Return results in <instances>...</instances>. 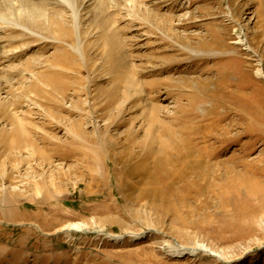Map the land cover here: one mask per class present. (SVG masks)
Wrapping results in <instances>:
<instances>
[{"label": "rangeland", "instance_id": "374dc122", "mask_svg": "<svg viewBox=\"0 0 264 264\" xmlns=\"http://www.w3.org/2000/svg\"><path fill=\"white\" fill-rule=\"evenodd\" d=\"M0 264H264V0H0Z\"/></svg>", "mask_w": 264, "mask_h": 264}, {"label": "bare ground", "instance_id": "6f19581e", "mask_svg": "<svg viewBox=\"0 0 264 264\" xmlns=\"http://www.w3.org/2000/svg\"><path fill=\"white\" fill-rule=\"evenodd\" d=\"M178 155L181 156L180 159H184V160H177V161L173 162L170 159H163L162 158V159H158L155 162L156 172L154 174L150 175V181H149V185H148V189L150 191H152V192L158 191V188H156V185H155V180L159 179V174L165 175V177L183 176V174L185 172H187L188 170L191 169L190 164L187 162L188 159L190 160V158H189L190 153L188 154V152L186 153V151H184V154H182L181 152L178 151ZM182 155H183V157H182ZM170 165H172V166L170 167ZM245 186H244V188H246ZM149 190H147V191H149ZM79 226L80 225L76 224V225H72L69 228H78Z\"/></svg>", "mask_w": 264, "mask_h": 264}]
</instances>
